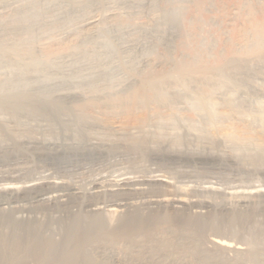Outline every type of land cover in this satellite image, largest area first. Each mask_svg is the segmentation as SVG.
<instances>
[{"label": "bare ground", "instance_id": "6f19581e", "mask_svg": "<svg viewBox=\"0 0 264 264\" xmlns=\"http://www.w3.org/2000/svg\"><path fill=\"white\" fill-rule=\"evenodd\" d=\"M193 1L0 0V264H264V208L226 215L216 209L178 226L181 208L201 212L210 202L163 199L173 172L189 167L264 177V53L234 54L263 48L264 26L256 35L247 31L248 42L230 45L232 56L211 68L204 54L211 56L216 41L201 37L194 45L184 31ZM253 1L264 0L231 5L226 24L236 25L242 9L252 18L246 4ZM208 10L219 7L211 0ZM198 19L192 14L190 21ZM221 21L209 23L222 30ZM222 32L228 44L232 38ZM121 109L146 111L147 129L118 127L106 137L101 116ZM191 121L211 138L192 130ZM138 152L155 174L116 180V196L103 204L138 203L148 213L130 208L114 226L95 201L87 202L92 214L57 229L38 219L33 204H66L76 188L58 175L19 184L28 159L62 172ZM164 205L170 215L160 213Z\"/></svg>", "mask_w": 264, "mask_h": 264}, {"label": "rangeland", "instance_id": "374dc122", "mask_svg": "<svg viewBox=\"0 0 264 264\" xmlns=\"http://www.w3.org/2000/svg\"><path fill=\"white\" fill-rule=\"evenodd\" d=\"M212 1L216 4V6L219 7L218 11L208 10L211 0H196L195 2L193 1V3L191 2L187 4L188 8L185 11L184 31L188 32L191 35L190 37H188V40L193 42L194 45H197L198 40L201 39V37H205L207 39V43H209L211 40L216 41V46L213 47L211 50V56L207 55V52L204 54V61L209 62L208 64L209 67L215 68L223 61L224 58L225 59L226 57L229 58V56L231 57L232 54L234 53L230 51L231 49L230 45L233 46V44L237 42H242V43L248 42L249 36H248L247 31L249 32L252 31V34L256 35L257 34L256 31H258V29L260 30L262 26H264V1L260 3L253 1L249 3V5L246 4V7L248 8L250 7L252 9L251 11L253 12L252 18L251 16L250 18L248 17L246 18V16L244 15L242 16L241 15L243 13L242 12L243 9H242L239 11L240 13H238L242 17L238 15V18L236 17L235 19V24L237 23L238 26L236 24V25H233L232 27L226 24L227 22L226 19H228V17L231 14L229 13L231 12L230 7L235 5V7L240 8L241 6L244 5L246 0H212ZM192 14H194L195 17L197 16L199 19L193 22L190 21ZM213 17L219 18L220 20H222L221 21L222 27L228 30L229 32L228 35L230 38H232L228 44H225L224 42L226 35L223 34L224 32H222L223 28L222 30H220L218 25H212L209 23V21ZM181 40H186V38L180 37L178 39V42L180 43ZM179 49L180 50L185 49V47L183 46ZM263 53H264V47L259 48V49L253 48L250 50L242 49L241 51L234 53V54L237 55L238 57L245 59V58L256 57L258 55H262ZM215 56H219V57H215ZM117 114H119V116L116 115L114 117L112 114L101 116L102 121L100 120V122L101 124L103 123L102 125L104 128H107L104 130L105 135L106 137L110 135L111 137L110 136L108 137L110 139L114 138L113 131L115 128H118V127H122L125 129L131 128L132 130H134L135 128L141 129L142 127L146 126V123L148 124L149 122L148 118L146 119V117L148 116L147 112L143 110L142 111L141 110L132 111L130 109H121L119 110ZM185 114L190 115L189 117H191L192 115L188 113H185ZM195 119L196 118L194 117V120ZM88 120L93 121L92 119H89V118L87 119V121ZM172 122L176 124L180 123L178 121H172ZM188 125L191 126L193 128L192 130L196 131V133L198 132L199 134H201L202 137L211 138L208 131H201L200 125L198 122L191 121V122H188ZM145 129H147V126ZM31 134L32 136H38L35 132ZM114 157L115 156H110V158L107 157L106 160L103 159L104 161L100 160L99 162L98 161L92 162V163L88 162L87 164L81 165L78 168L77 167L73 168V170L71 168L67 170L68 172L62 171L63 172L62 173L61 171H58L60 174L55 169L54 170L52 169L49 171L46 167H44L42 163L40 164L33 159H30V160L28 159L26 160L27 162L24 161L22 163V165L25 166V168H23V171L19 174V179L22 182V183L20 182L19 184L20 186H23L25 184L24 181H30L32 184V181L34 180H35L34 182H41V181H44L45 179L52 180V179L61 177L59 178V180L60 179L64 181L66 180L65 185L76 188L77 195L75 194L74 196L76 198H71L69 200L70 203L68 202L63 205L59 204V206H57L56 204L55 205L52 204V206L51 204H48L50 205L48 206L45 203L33 204L34 207L36 206L35 211L37 215L36 214L35 215L38 217V219L44 222H51V224L57 229L61 227L65 222H67V220L68 222L71 221L76 215L92 214L93 212L90 210L88 204L96 203L97 201L100 204H98L97 209L95 211L97 213L100 211L99 215L103 217L107 225L109 224L110 226H114L120 214L127 212L128 210H130V208L132 209V208L140 207L142 211L144 210V208L142 209V206H140V204L138 203H135L134 205L132 204L133 206L131 207L129 206L128 207L129 209L128 208L126 209V207L125 208L123 207L120 209L119 207H116V206L115 207L108 206V205L106 206V204H103L104 200L107 201L110 199V197L114 198L113 195L116 196L117 194L116 192H110L111 189L113 188L112 185L115 184L114 182H116V180L127 178V177L129 178L137 177L139 179H144V178L147 179L153 176V174H155L154 170L156 169V166L150 163V161L146 157L140 155L139 152L132 156L129 155V157L127 156H122V157L116 156L115 158ZM191 168L192 167H189V170H186L184 172H183V169H181L178 172L177 171L173 172L174 175L172 174L173 179L170 180V182H172L171 184H169L170 187L167 186L164 190H162L165 193L167 192L168 194H170V197L166 196V197H163V199L164 200L169 199L172 197V195L173 196L179 195V197H183V199H186L189 201L192 200L193 202H197V203H198L197 201L198 199L200 200L199 202H201V200L205 201L207 199L206 201H209L211 206H209L208 208L202 209L201 212H197L199 209H197L196 207L195 209L193 208V206L191 207V206L186 205L185 207L181 208L180 214L177 216L176 221H175V223L178 226L179 225L184 226L182 224V221L184 217L188 215L202 214V215H205L206 216L205 219H207L209 216L214 214L216 209H218V211H221L223 209L222 212H224L226 215L229 213H233V214H239V213L242 214L244 212L250 213L252 209L258 206L260 208H264V193L263 192H262L263 194L261 193L263 195L262 196L260 192L258 191L262 189L264 190V186H263L264 177L263 176L256 177L253 175H246V174L240 175L236 172L232 173L231 171L229 172L227 171L224 173L222 172V174L221 172L214 174L206 170H204L205 172H203L202 171L203 169H200V168H198L199 170L197 168H192L194 169L192 170ZM190 170H191V173L192 171H195V170L196 171L192 175H190ZM2 172L4 173V171L2 170L0 171V174ZM23 172H24V175H23ZM176 172L177 174H175ZM21 174L23 175V177L21 176ZM57 175L59 177H57ZM30 182H27L26 184ZM96 183H100V185L103 186L100 189L101 191L99 192H97V190L95 189ZM207 188H210L211 191ZM218 190H221V191H218ZM189 191L191 194L189 193ZM242 196L245 197L244 201H243ZM164 202L168 204V201H164ZM43 205H46V206H43ZM171 210L172 208L168 207V205H164V207H161L159 211L160 213L163 212L162 214L166 213V215L167 214L170 215L172 212ZM144 212L148 213L147 210H144Z\"/></svg>", "mask_w": 264, "mask_h": 264}]
</instances>
